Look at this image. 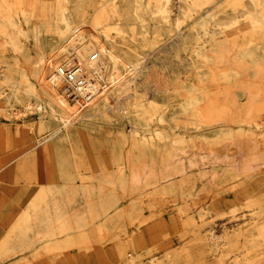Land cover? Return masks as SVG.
Wrapping results in <instances>:
<instances>
[{
  "label": "rangeland",
  "instance_id": "1",
  "mask_svg": "<svg viewBox=\"0 0 264 264\" xmlns=\"http://www.w3.org/2000/svg\"><path fill=\"white\" fill-rule=\"evenodd\" d=\"M162 1L0 0V264H264V0ZM79 46L111 90L67 145L36 105Z\"/></svg>",
  "mask_w": 264,
  "mask_h": 264
},
{
  "label": "bare ground",
  "instance_id": "2",
  "mask_svg": "<svg viewBox=\"0 0 264 264\" xmlns=\"http://www.w3.org/2000/svg\"><path fill=\"white\" fill-rule=\"evenodd\" d=\"M189 1L190 0H176V3L173 6L174 11H170L171 13H174V16H175L174 24H175V26L179 25L182 18L184 20V19H188L190 17V15L192 13V8L190 7L191 3ZM168 5H169V0H163L162 1L161 11L165 14L167 13ZM90 41L91 40H87L84 44H85V46L87 45V47H89L88 48L89 50H92L90 47H93V45L91 44ZM83 49L84 48L82 46H79V48L78 47L69 48V50L67 51V54L62 58V60L59 63H55V64L51 65V70H53V71L50 73V75L48 77L49 86H51L55 90V92L58 94V96L61 99H58L56 97L54 91H53L54 93L51 92V94L44 93L45 94L44 97L47 100L42 101L41 103L36 105L37 113H42V114L47 113L48 115L53 117V119L55 121H58V123H60L62 125L65 134H68V128L75 122V120H77L80 117V114H81L80 112H75L74 114H70L69 109H67V107H66V104H68L69 106H72V107L79 108V109L89 108L90 110L95 111V110H100V108L98 107L99 104H97L96 102H99L101 99H102V102L104 103L105 107H107L106 105H107V103H109L108 98H107V94H105V93H107L109 90H111L110 89L111 86H110V83L108 81L109 79L107 78V71H105V70H104V78H105V82L107 84L106 88L100 94H98L92 101H90L85 107L80 108L76 105L69 104L67 102V100L62 96V94L59 90L58 83L56 82L54 72H55V70L59 64H61L64 60L71 57L72 55H76L83 62H87L88 57L92 53H97L98 57H99L98 61L100 63L103 62L105 64V68L108 69L106 62L103 60V58L101 57V54L99 52L92 51L89 53H84V51L86 49H84V50ZM217 62L218 63L221 62V57H217ZM86 64H88V62ZM40 69L41 68L39 67V70ZM112 88H117V86H112ZM102 110H104V109H102ZM67 138H69V137L67 136ZM258 231H260L261 237L264 238V224L260 227V229ZM222 245H225V244L223 243ZM183 257L186 258V256H183ZM258 261L259 260H257V262ZM186 263H188V262L186 261ZM254 263H255V261H254Z\"/></svg>",
  "mask_w": 264,
  "mask_h": 264
},
{
  "label": "built area",
  "instance_id": "3",
  "mask_svg": "<svg viewBox=\"0 0 264 264\" xmlns=\"http://www.w3.org/2000/svg\"><path fill=\"white\" fill-rule=\"evenodd\" d=\"M92 53L87 62L76 55L64 60L54 72L62 96L69 104L85 107L106 88L104 68Z\"/></svg>",
  "mask_w": 264,
  "mask_h": 264
},
{
  "label": "crops",
  "instance_id": "4",
  "mask_svg": "<svg viewBox=\"0 0 264 264\" xmlns=\"http://www.w3.org/2000/svg\"><path fill=\"white\" fill-rule=\"evenodd\" d=\"M85 113H87V112H85ZM82 114H84V113H82ZM81 117V116H80ZM79 117V118H80ZM78 118V119H79ZM77 119V120H78ZM77 120H75V122L77 121ZM74 122V123H75ZM74 123L72 124V126H71V128H70V131H69V134H62V136H61V141H62V143H66L67 145L69 144H71L70 142H71V140H72V135H73V132H74V130H75V127H76V125H74ZM41 127V126H40ZM39 127V131H42L41 130V128ZM44 131V130H43ZM42 131V132H43ZM42 135H44V133L42 134ZM67 136L69 137V139L67 138ZM45 138H41L40 140H38V141H36V145L32 148L33 150H37V147L38 146H40L41 147V153H42V155L44 156V158H45V162L48 164V166L49 167H51V169H53L54 171H53V175L52 176H54V172L57 170V165H56V159H57V155H58V152H59V146L56 144V142H53L54 144L52 145V146H49L48 147V149L47 150H45L42 146L44 145V143L42 144V142H43V140H44ZM55 146H56V149H55ZM6 172V170L4 171V173ZM25 172H26V170H25ZM20 177V176H19ZM18 183H21V181H18ZM24 183H21V190H20V198H22L25 194H27V191H26V193L25 194H23V189H25L26 188V186H27V184L25 185H23ZM26 197V196H25ZM247 199V196L245 195V196H242V197H235V199H231L229 202H225V203H223V205L225 204V206H226V208H228L229 207V209H233L234 208V204L235 203H237V201L238 200H242V199ZM25 205V204H24ZM24 205H23V207H24ZM22 207V204H18V206L16 207V209H15V212L16 213H20V211H21V209L23 208ZM215 209H216V211L217 210H220L221 209V204H217L216 206H215ZM221 211V210H220ZM219 211V212H220ZM17 214V215H18ZM16 215V216H17ZM6 216H10V214L8 213V209L4 206V205H2V204H0V235L1 234H3V232L7 229V227L11 224H9L8 226H7V219H6ZM7 226V227H6ZM156 237V236H155ZM132 244H133V246L134 247H137V248H139V252H143V251H146V250H148L149 248H151V245H150V243H145V242H142L141 240H138V243H136V240H134L133 242H132ZM166 244V243H165ZM10 245H11V247H12V241H11V243H10ZM168 246V245H167ZM24 260H27L26 259V257L24 258Z\"/></svg>",
  "mask_w": 264,
  "mask_h": 264
}]
</instances>
